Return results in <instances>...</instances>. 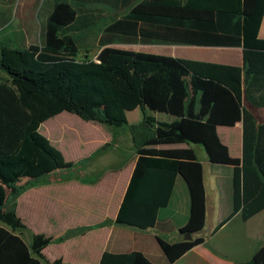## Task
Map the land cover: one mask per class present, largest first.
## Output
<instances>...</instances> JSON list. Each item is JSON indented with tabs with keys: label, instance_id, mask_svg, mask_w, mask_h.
Returning a JSON list of instances; mask_svg holds the SVG:
<instances>
[{
	"label": "trees",
	"instance_id": "trees-1",
	"mask_svg": "<svg viewBox=\"0 0 264 264\" xmlns=\"http://www.w3.org/2000/svg\"><path fill=\"white\" fill-rule=\"evenodd\" d=\"M46 21L44 46L21 49L14 39L0 45V264L50 262L44 250L56 241L35 233L28 245L17 231L26 224L16 199L28 180L75 166L40 132L47 120L71 112L84 120L121 128L127 113L144 110L177 118L160 125L137 143L138 160L119 208L116 223L147 231L168 207L176 179L182 176L191 197L190 217L180 233L193 236L206 222L204 168L192 148L158 150L160 145L188 143L204 148L214 164L233 167L234 210L214 234L237 213L248 221L264 210V123L244 106L264 107V40L259 30L264 0H56ZM103 5L129 10L108 25L97 60L79 61L73 33L90 30L101 20ZM222 30L212 37L209 30ZM128 44H206L243 48L244 65L192 61L111 47ZM243 123V154L233 158L217 132L219 126ZM10 205V206H9ZM9 229H7L6 227ZM81 231H68L62 239ZM157 240L171 264L203 243V238L169 243ZM99 264H154L142 252H105ZM238 264H256L255 260Z\"/></svg>",
	"mask_w": 264,
	"mask_h": 264
},
{
	"label": "crops",
	"instance_id": "crops-1",
	"mask_svg": "<svg viewBox=\"0 0 264 264\" xmlns=\"http://www.w3.org/2000/svg\"><path fill=\"white\" fill-rule=\"evenodd\" d=\"M209 31L212 37L224 34L222 30ZM259 38L264 40V17ZM140 44L171 46L175 48L173 51L175 58L240 67L244 65L242 47L195 43ZM244 106L254 114L258 125L264 123V107H256L248 101H244ZM138 109L142 111L143 121L151 124L154 130L160 125H172L177 121L176 117L170 115L144 110L141 107ZM132 112L134 111L128 112L127 117ZM80 118L86 122L99 123ZM112 127L115 126H111L106 133L113 132ZM217 132L221 142L228 147L230 156L241 158L243 123L238 122L233 127L219 126ZM113 135L116 133L113 132ZM113 135L103 141L82 140L77 162L66 160L74 163V167L60 169L33 185L31 183L29 185L28 180L19 184L24 190L16 199L15 209L23 222L29 224L23 230H26L27 226L33 227L36 228L33 235L40 233L56 239L44 250V256L48 261L62 259V264H99L105 252L140 251L154 264H171L157 236L169 243L190 241L186 239L185 234L180 233V229L187 224L191 212L190 192L182 176L177 177L170 203L168 207L160 210L155 228L141 231L130 227L124 228L125 226L116 223L119 208L138 160V153L137 143L122 147L117 141L114 145L116 138ZM123 148L126 155L122 154ZM155 148L158 150L192 148L200 161L196 149L188 143L160 145ZM205 159V163L200 162L204 168L206 222L202 232L192 236V239L203 238V243L186 252L176 263L238 264L255 260L256 264H264V210L248 221H244L239 212L215 234L213 233L234 210L233 167L211 163L207 154ZM205 164L209 167L207 168ZM27 221L29 223H26ZM54 228L58 229L55 232L57 237L53 236V231H49ZM81 230L82 232L77 235L62 239L68 231ZM16 234L23 237L19 231ZM33 235L29 243L25 241L28 245L32 243ZM60 241L58 244L60 253L54 259H49L46 252Z\"/></svg>",
	"mask_w": 264,
	"mask_h": 264
},
{
	"label": "rangeland",
	"instance_id": "rangeland-1",
	"mask_svg": "<svg viewBox=\"0 0 264 264\" xmlns=\"http://www.w3.org/2000/svg\"><path fill=\"white\" fill-rule=\"evenodd\" d=\"M56 3V0H0V45L3 41L12 38L15 40L13 45L21 49H28L31 45L44 46L46 21ZM93 7H97L101 11L99 24L90 30L73 33V38L80 50L79 61H96L97 55L102 49L99 42L105 28L129 12L128 9L117 11L103 5ZM110 46L175 57L173 54L175 48L171 46L140 43L128 44L119 39H116ZM8 79L9 76L0 70V82ZM157 116L160 118L159 115ZM150 117L149 119H151ZM162 118L165 119L164 116ZM110 127L109 125L95 122H86L75 114L65 112L44 123L40 132L51 141L52 145L62 152L67 161L73 162H77L76 159L80 152V142L84 139H90L89 142H92V140L103 141L106 137H110V135L112 137L113 132H115L116 135H113L116 138L114 145L118 141L122 144V147H126L127 144L139 143L154 135V128L151 124L143 121V114L140 109L128 114L127 125L120 129L112 127L113 132L106 133L107 130H110ZM192 146L196 149L200 161L205 163L206 152L204 148L200 145ZM121 150L122 154L126 155L125 148ZM233 153L235 156V152ZM205 165L207 168L209 167V165ZM26 223H29V221ZM34 229L36 228L27 226L26 230L19 231L23 234V239L27 243L31 241ZM57 230V228H54L49 231H53V236L57 237L58 235L55 233ZM60 243L61 241L46 252L49 259H54L60 253L58 247ZM231 247L234 246L231 245Z\"/></svg>",
	"mask_w": 264,
	"mask_h": 264
},
{
	"label": "water",
	"instance_id": "water-1",
	"mask_svg": "<svg viewBox=\"0 0 264 264\" xmlns=\"http://www.w3.org/2000/svg\"><path fill=\"white\" fill-rule=\"evenodd\" d=\"M186 235V239L187 240H191L192 239V234H190V233H187V234H185Z\"/></svg>",
	"mask_w": 264,
	"mask_h": 264
},
{
	"label": "built area",
	"instance_id": "built-area-1",
	"mask_svg": "<svg viewBox=\"0 0 264 264\" xmlns=\"http://www.w3.org/2000/svg\"><path fill=\"white\" fill-rule=\"evenodd\" d=\"M96 62H98V60H96Z\"/></svg>",
	"mask_w": 264,
	"mask_h": 264
}]
</instances>
